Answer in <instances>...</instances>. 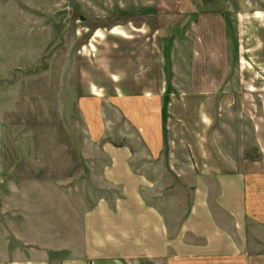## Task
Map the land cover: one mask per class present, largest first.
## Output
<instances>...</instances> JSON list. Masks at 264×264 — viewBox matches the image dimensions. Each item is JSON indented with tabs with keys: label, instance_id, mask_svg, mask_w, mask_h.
<instances>
[{
	"label": "rangeland",
	"instance_id": "374dc122",
	"mask_svg": "<svg viewBox=\"0 0 264 264\" xmlns=\"http://www.w3.org/2000/svg\"><path fill=\"white\" fill-rule=\"evenodd\" d=\"M157 111L162 175L144 141ZM254 125H264V0H0L4 250L17 235L21 248L41 246L40 223L60 231L80 219L106 188L112 147L129 145L183 216L194 182L239 157Z\"/></svg>",
	"mask_w": 264,
	"mask_h": 264
},
{
	"label": "crops",
	"instance_id": "0c3cea01",
	"mask_svg": "<svg viewBox=\"0 0 264 264\" xmlns=\"http://www.w3.org/2000/svg\"><path fill=\"white\" fill-rule=\"evenodd\" d=\"M203 119L209 122L205 114ZM162 124V112L157 111L148 135L144 133L146 159L153 163L149 169L159 175L156 164L167 148ZM262 127L246 129L252 136L249 146L229 159V165L200 175L186 196L181 218L173 207L174 192L164 197L151 179L156 176L136 169L129 145L106 149L100 170L106 188L94 193V203L81 210L80 219L61 224L60 231H52L49 221L39 222L32 236L42 243L39 247L21 248L18 235L11 239L10 250L0 242V264H264V235H259L264 234ZM252 147L259 156L255 159L245 155ZM206 176L213 182L203 183ZM34 242L29 239L27 244Z\"/></svg>",
	"mask_w": 264,
	"mask_h": 264
}]
</instances>
